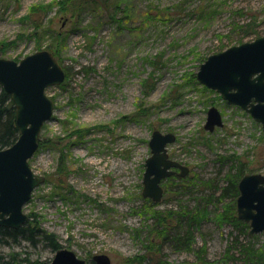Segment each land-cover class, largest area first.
Segmentation results:
<instances>
[{
    "label": "rangeland",
    "instance_id": "1",
    "mask_svg": "<svg viewBox=\"0 0 264 264\" xmlns=\"http://www.w3.org/2000/svg\"><path fill=\"white\" fill-rule=\"evenodd\" d=\"M65 1L0 0L2 57L19 62L49 50L66 72L47 89L55 110L30 160L46 182L24 208L30 222L87 264L96 255L132 264L150 252L164 264H252L243 246L264 252V233L250 236V226L246 233L220 215L236 203L238 217V197L222 198L238 163L264 175L262 124L197 73L209 56L264 37V0ZM211 107L224 123L213 132L205 129ZM156 130L175 134L168 154L188 173L163 180L164 197L151 209L142 192ZM152 210L206 215L185 247L173 239L188 215L161 238ZM56 253L44 240L0 242V264H45Z\"/></svg>",
    "mask_w": 264,
    "mask_h": 264
},
{
    "label": "water",
    "instance_id": "2",
    "mask_svg": "<svg viewBox=\"0 0 264 264\" xmlns=\"http://www.w3.org/2000/svg\"><path fill=\"white\" fill-rule=\"evenodd\" d=\"M197 78L225 101L250 114L264 131V37L209 56L200 66ZM65 80L66 72L51 51H38L17 62L3 58L0 46V86L11 96L19 130L17 141L0 150V226L17 229L30 221L24 208L34 190L46 181L45 176L32 170L30 160L38 151L43 127L55 110L47 89L60 86ZM223 124L221 112L211 107L205 129L213 132ZM175 141V134L158 130L150 139L151 156L146 160L142 195L154 203L164 197L163 180L175 175L185 177L188 173L187 167L169 157L167 146ZM238 189L239 219L250 225V236L264 233V175H244ZM93 260L97 264H112L107 255H96ZM47 264L87 261L73 251L59 249Z\"/></svg>",
    "mask_w": 264,
    "mask_h": 264
},
{
    "label": "trees",
    "instance_id": "3",
    "mask_svg": "<svg viewBox=\"0 0 264 264\" xmlns=\"http://www.w3.org/2000/svg\"><path fill=\"white\" fill-rule=\"evenodd\" d=\"M74 0H66L65 2H69L70 4H73ZM76 1V0H75ZM88 1V0H87ZM112 0H89L90 3H100L101 5L105 6L109 4ZM81 7V6H79ZM36 10V8H34ZM254 29L253 24H247L246 27H248L247 31H251L252 28ZM248 35H252L257 33L256 30H253L252 32H247ZM55 55V53H53ZM19 137V130L16 123V109L14 107V103L11 99V96L6 93L3 89L1 90L0 94V150L6 149L10 146H12ZM234 160L235 163L238 162L237 159H231ZM240 166L238 167V170L236 174L230 176L228 175V184L222 191V198H227L228 196H234L235 198L239 196V189H238V183L241 180V178L245 175V169L243 168V165L241 163H238ZM173 177L168 178L169 183L172 182ZM174 185V184H173ZM176 186V185H175ZM148 205H150L148 208L154 209L156 206L155 203H152V200L147 199L146 200ZM233 207L227 206L225 213L220 215L221 222L223 221H230L234 223L235 227H241L242 229L249 228V224L245 223L236 216L235 208L236 203H232ZM153 211V210H152ZM150 211V212H152ZM184 214L188 215L187 222L185 221L186 225L184 228H187L184 233H182L181 230H179L175 235L173 241L176 243V245L179 246H185V247H191V245L194 242V234H193V227L195 224L200 223V219L203 218L206 214H191L189 212H186L185 210L181 212H175L170 211L168 213H157L153 211L154 218L156 219L157 226L159 228L155 229V232L159 234L161 238L163 237H169V231L171 229L170 223L174 220V218L179 217L180 218V226H182V218H184ZM187 217V216H186ZM178 218V219H179ZM219 220V221H220ZM34 223V222H33ZM32 222H30L27 226H24L19 229H9L0 227V242L9 243V241L17 242L20 240H26L30 242L32 245H36L40 240L47 241L51 244V246L58 250L61 248L60 244L57 240H55L54 234L48 233L44 230L33 228ZM169 225V227H168ZM246 232V231H245ZM247 233V232H246ZM152 244V243H151ZM159 246V245H157ZM154 247V244H153ZM149 247V250L152 248ZM244 255L245 258H247V261L252 264H262L264 263V252L262 250H259L258 248L254 247H248L243 246ZM150 252V251H149ZM153 253V252H150ZM148 253L147 256H141L137 258L135 261H133L132 264H164L159 262V260H156L153 256ZM1 260V256H0ZM9 264H13L12 262H8ZM16 264V263H15Z\"/></svg>",
    "mask_w": 264,
    "mask_h": 264
},
{
    "label": "flooded vegetation",
    "instance_id": "4",
    "mask_svg": "<svg viewBox=\"0 0 264 264\" xmlns=\"http://www.w3.org/2000/svg\"><path fill=\"white\" fill-rule=\"evenodd\" d=\"M246 175V174H245ZM46 178V177H45ZM46 182V181H45ZM30 217V216H29ZM30 220H31V218H30ZM30 223V221L28 222V223H26L25 225H23L22 227H24V226H27L28 224ZM0 227H4V226H0ZM22 227H20V228H22ZM32 227L33 228H35V224L34 225H32ZM4 228H8V227H4ZM9 229H14V228H9ZM17 229H19V228H17ZM23 240V239H22ZM18 242V241H17ZM37 245V244H36ZM59 250V249H58ZM58 250H56V251H58ZM94 258V257H93ZM54 259V258H53ZM53 260H51L50 262H52ZM49 262V263H50ZM45 264H47V263H45Z\"/></svg>",
    "mask_w": 264,
    "mask_h": 264
}]
</instances>
